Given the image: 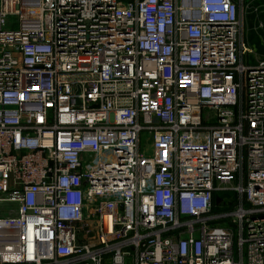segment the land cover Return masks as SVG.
<instances>
[{
  "label": "built area",
  "instance_id": "built-area-1",
  "mask_svg": "<svg viewBox=\"0 0 264 264\" xmlns=\"http://www.w3.org/2000/svg\"><path fill=\"white\" fill-rule=\"evenodd\" d=\"M0 264H264V0H0Z\"/></svg>",
  "mask_w": 264,
  "mask_h": 264
},
{
  "label": "rangeland",
  "instance_id": "rangeland-1",
  "mask_svg": "<svg viewBox=\"0 0 264 264\" xmlns=\"http://www.w3.org/2000/svg\"><path fill=\"white\" fill-rule=\"evenodd\" d=\"M13 27H17V24L14 23ZM251 30V29H250ZM254 31V33H253ZM251 30L248 32V38L250 41L249 46L251 47V49L253 50L251 53H248V62L250 63H255L257 61V58H260V54L263 52L262 50V46H261V39H262V33L263 32H259V30ZM254 34V36H253ZM228 194V198L225 197V194ZM222 197H224L226 200L229 199L230 201H232L233 199L235 200L236 198V194L234 191L230 190L227 191L225 193L223 192H216L215 198H214V204H219V205H223L224 202L222 201ZM11 208L13 209L10 214L13 215L14 211H15V206L11 205ZM222 208V207H221Z\"/></svg>",
  "mask_w": 264,
  "mask_h": 264
},
{
  "label": "trees",
  "instance_id": "trees-1",
  "mask_svg": "<svg viewBox=\"0 0 264 264\" xmlns=\"http://www.w3.org/2000/svg\"><path fill=\"white\" fill-rule=\"evenodd\" d=\"M253 33H254V31H253ZM253 36H254V34H253ZM217 193H219V192H217ZM223 193H225V192H223ZM215 195H216V193L214 194V198H215ZM225 197L228 198V194L227 193L225 194ZM222 201L224 202V204L222 206L219 205V204H214V207H215L216 211L229 210V209H231L233 207L234 199L232 201H230L229 199L226 200L224 197H222Z\"/></svg>",
  "mask_w": 264,
  "mask_h": 264
}]
</instances>
